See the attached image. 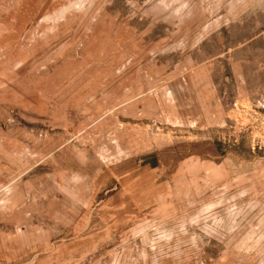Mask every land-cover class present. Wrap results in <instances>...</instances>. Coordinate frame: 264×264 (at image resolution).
Returning a JSON list of instances; mask_svg holds the SVG:
<instances>
[{"label": "rangeland", "instance_id": "374dc122", "mask_svg": "<svg viewBox=\"0 0 264 264\" xmlns=\"http://www.w3.org/2000/svg\"><path fill=\"white\" fill-rule=\"evenodd\" d=\"M0 264H264V0H0Z\"/></svg>", "mask_w": 264, "mask_h": 264}]
</instances>
